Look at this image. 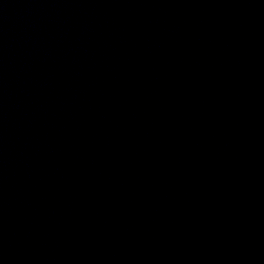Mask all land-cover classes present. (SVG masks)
Masks as SVG:
<instances>
[{
  "label": "water",
  "instance_id": "obj_1",
  "mask_svg": "<svg viewBox=\"0 0 264 264\" xmlns=\"http://www.w3.org/2000/svg\"><path fill=\"white\" fill-rule=\"evenodd\" d=\"M0 264H264V0H0Z\"/></svg>",
  "mask_w": 264,
  "mask_h": 264
}]
</instances>
